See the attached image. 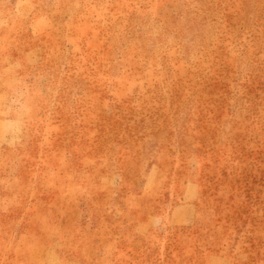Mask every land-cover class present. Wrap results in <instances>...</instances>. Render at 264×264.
I'll return each mask as SVG.
<instances>
[{
	"label": "rangeland",
	"instance_id": "1",
	"mask_svg": "<svg viewBox=\"0 0 264 264\" xmlns=\"http://www.w3.org/2000/svg\"><path fill=\"white\" fill-rule=\"evenodd\" d=\"M264 264V0H0V264Z\"/></svg>",
	"mask_w": 264,
	"mask_h": 264
},
{
	"label": "crops",
	"instance_id": "2",
	"mask_svg": "<svg viewBox=\"0 0 264 264\" xmlns=\"http://www.w3.org/2000/svg\"><path fill=\"white\" fill-rule=\"evenodd\" d=\"M28 264H62L63 261L57 249L53 246H39L31 248L27 253ZM64 264H76L65 262Z\"/></svg>",
	"mask_w": 264,
	"mask_h": 264
}]
</instances>
